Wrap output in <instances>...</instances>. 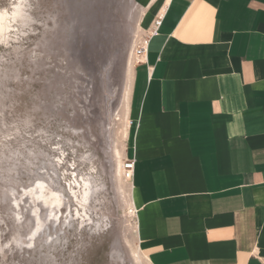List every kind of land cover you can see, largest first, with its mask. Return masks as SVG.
Segmentation results:
<instances>
[{
    "label": "rangeland",
    "instance_id": "obj_1",
    "mask_svg": "<svg viewBox=\"0 0 264 264\" xmlns=\"http://www.w3.org/2000/svg\"><path fill=\"white\" fill-rule=\"evenodd\" d=\"M148 2L0 0V264H149L122 173Z\"/></svg>",
    "mask_w": 264,
    "mask_h": 264
},
{
    "label": "crops",
    "instance_id": "obj_2",
    "mask_svg": "<svg viewBox=\"0 0 264 264\" xmlns=\"http://www.w3.org/2000/svg\"><path fill=\"white\" fill-rule=\"evenodd\" d=\"M124 114L149 264H264V0H149Z\"/></svg>",
    "mask_w": 264,
    "mask_h": 264
},
{
    "label": "built area",
    "instance_id": "obj_3",
    "mask_svg": "<svg viewBox=\"0 0 264 264\" xmlns=\"http://www.w3.org/2000/svg\"><path fill=\"white\" fill-rule=\"evenodd\" d=\"M160 23V18L156 19L153 22V26L151 30H149L145 36L139 38L136 44H134V47L131 51V59L134 62H140L141 58L145 55L147 51V44L149 38L156 33L157 27ZM133 121L131 119L128 120V125L131 126ZM133 169H134V160L133 158L126 157L122 164V173L127 179H132L133 175Z\"/></svg>",
    "mask_w": 264,
    "mask_h": 264
},
{
    "label": "bare ground",
    "instance_id": "obj_4",
    "mask_svg": "<svg viewBox=\"0 0 264 264\" xmlns=\"http://www.w3.org/2000/svg\"><path fill=\"white\" fill-rule=\"evenodd\" d=\"M3 16L4 15H2V14H0V32H2V30H3V24H2V20H3Z\"/></svg>",
    "mask_w": 264,
    "mask_h": 264
}]
</instances>
